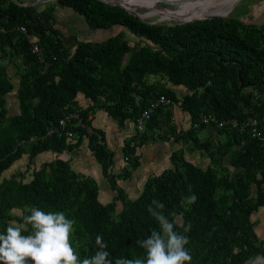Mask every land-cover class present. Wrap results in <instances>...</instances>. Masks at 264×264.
Segmentation results:
<instances>
[{
	"label": "trees",
	"instance_id": "trees-1",
	"mask_svg": "<svg viewBox=\"0 0 264 264\" xmlns=\"http://www.w3.org/2000/svg\"><path fill=\"white\" fill-rule=\"evenodd\" d=\"M55 5L75 12L90 32V36L76 40L70 54L54 28V14L45 9L35 11L14 0H0V56L6 50L13 51L24 63L16 90L18 113L11 116L6 115L5 96L12 85L0 66V174L24 153L19 142L30 141L26 152L29 161L42 151L60 153L75 148L86 138L101 175L115 195L112 201L101 204L95 180L76 174L66 160L55 158L43 162L26 183L16 181L13 175L0 179V220L10 219L7 210L13 207L63 211L76 221L71 243L81 260L94 254L97 235L108 244L110 258L146 259L145 250L136 241L147 238L153 229L159 230L158 222L148 212L151 201L158 199L165 205L163 211L170 221L179 215L184 224L191 223V231L184 233L190 241L185 247L192 255L191 264H246L258 255L264 259V241L257 240L249 220V215L264 205V146L259 138L248 135L247 141L232 152L230 165L240 170L221 182L230 190L227 202L215 197L218 183L211 167H196L174 153L169 156L171 168L148 177L134 199L126 198L116 180L128 179L138 166L135 148L146 141L144 134L138 141L132 136L124 142L121 152L126 166L116 175L109 170L113 153L105 147L101 130L91 127V133L86 134L72 127L73 142H65L57 132L46 134L73 109L89 125V112L99 106L121 127L159 95L176 101L172 91L147 84L148 74L163 75L173 85L187 89L202 88L198 94L184 95L179 102L190 118V128L184 135L193 133L191 124L201 114L240 122L248 114L239 109L232 96L242 89L256 90L264 110V27L231 15L171 25L151 24L99 0H55ZM17 25H24L36 37L43 62L29 51V42L15 29ZM115 26L123 30L95 39L97 33ZM125 31L134 37L132 46ZM129 52V58L123 61ZM78 92L89 100L83 109L74 101ZM250 95H245L247 103ZM258 117L261 129L263 122ZM236 133L241 140L244 133ZM249 182L255 186L254 197L249 193ZM192 194L197 197L195 203H182ZM116 200L120 210L113 218ZM6 228L2 223L0 233ZM174 230L183 233L180 227Z\"/></svg>",
	"mask_w": 264,
	"mask_h": 264
},
{
	"label": "rangeland",
	"instance_id": "rangeland-1",
	"mask_svg": "<svg viewBox=\"0 0 264 264\" xmlns=\"http://www.w3.org/2000/svg\"><path fill=\"white\" fill-rule=\"evenodd\" d=\"M17 2H22L28 4L26 6L32 7L35 11H45L55 14L58 10V6L55 5V0H14ZM160 5L168 6L173 9H181L185 7L188 1L193 0H180V1H169V0H139L142 5H136L134 12L127 10L126 12L137 17L141 21L151 23V24H165L171 25L182 20H174L173 17H166L165 15L153 14L156 13L157 7L154 2ZM4 3V2H3ZM226 4V3H225ZM223 6L219 8H214L211 11L216 12L221 10ZM183 6V7H182ZM159 8V7H158ZM150 11L152 15H144L146 11ZM210 11L202 13L200 10L196 11L197 14H209ZM233 16L238 18L244 23H253L258 26L264 27V0H236L224 14L220 16ZM207 15L202 16L206 17ZM116 30H123L121 27H112L109 31L105 33H97L95 39H100L110 35ZM127 40H129V45L134 39L133 36L125 31ZM94 39V37H93ZM130 52L125 54L123 61L127 60L130 56ZM0 66L4 68L5 75L9 82L16 89V84L18 83L20 75L24 73V63L23 58L13 51H5L0 56ZM145 82L147 84H155L156 86L163 88L165 90H170L174 93L176 101H172L170 106L162 107L152 116L151 121L147 124V128L143 130V133L135 132L132 120H125V127L123 130L117 126H112L110 132L104 137L105 147L113 152L112 161L109 166L110 172L113 175L119 174L126 164L122 161L121 146L125 141L132 136H136L138 141L139 136L144 134L147 138L146 141L141 145H136L135 153L138 156L139 164V174L129 179L116 180V185L122 188L123 195L128 199H133L140 192L143 182H139V179L145 180L152 175L158 174L164 168H171L173 164L169 161V156L174 153L181 156L184 160L190 162L192 165L205 168L207 166L211 167L217 178V188L215 197L217 199H225L229 201L230 190L226 189L221 185L224 180L230 179L240 168H235L230 165V157L232 152L240 146V143L247 141L248 131L246 130L244 134H241V140L238 139L239 135L236 133L237 130L230 127H215L211 124L197 127L194 129L193 133L189 136L184 135V132L190 128V118L189 115L180 108L179 102L182 97L186 94L195 93L198 94L202 91V88L187 89L182 86L173 85L167 78L160 74H148L145 77ZM15 90H10L6 94L7 98L5 108L6 115H11L14 113V97L16 94ZM250 92L251 95L246 102L245 95ZM232 96V95H231ZM233 98L237 100V105L242 112L248 114V117L255 118L257 122L261 120L263 125L261 127V132H264V110H261L259 106V94L256 90L242 89L237 95H233ZM102 101V97H99V105ZM252 107H250V105ZM103 110L96 106L92 112H89V118L92 123H97L100 126H106V120H110L102 112ZM127 124V125H126ZM104 136V134H103ZM138 137V138H137ZM75 138L65 139V142H73ZM239 142V143H238ZM261 142L264 146V133L262 134ZM30 141L19 142V146L23 149L24 153L28 150V145ZM14 161L11 166L13 167L7 171L3 172L0 176L2 178H10L12 175L16 181L26 183L32 172L38 170L44 161L50 159H45L43 161H34L32 158L28 161L25 154ZM60 157L68 162L71 170H73L78 175H84L83 173L88 172L90 177H92L97 184V199L101 204H106L112 201L115 191L110 189L106 179L100 175L98 164L93 159L92 147L89 146L86 138H82L81 144L78 147L72 149H63L59 153ZM57 155V154H56ZM15 164V165H14ZM10 166V167H11ZM9 167V168H10ZM8 168V169H9ZM132 173V172H131ZM136 175V174H135ZM89 176V175H88ZM255 176L258 178L259 174L256 173ZM248 190L252 197H254L255 186L252 183H248ZM30 207L20 206L13 207L7 210V214L10 219H1L0 226L5 223L7 226L9 223L20 219L23 215L30 214ZM120 210L119 200L115 201V206L111 213V216L115 218ZM179 221V218L174 219ZM249 220L252 223V229L257 237V240L264 241V205L259 206L254 212L249 215ZM17 222V221H16ZM19 223V222H17ZM72 240V236L70 238ZM263 259V255H258L253 261L246 264H260V260Z\"/></svg>",
	"mask_w": 264,
	"mask_h": 264
},
{
	"label": "clouds",
	"instance_id": "clouds-1",
	"mask_svg": "<svg viewBox=\"0 0 264 264\" xmlns=\"http://www.w3.org/2000/svg\"><path fill=\"white\" fill-rule=\"evenodd\" d=\"M196 199L192 194L182 203H195ZM164 208L158 199L148 206L159 230L153 229L147 238L136 241L145 250L146 259L110 258L108 244L102 235H97L94 254L82 260L70 239L76 221L63 211L32 208L29 215L21 216V222L9 223L5 232L0 233V264H191L192 255L185 247L190 241L184 234L191 231V223L170 221ZM175 227L182 228L183 233L175 231ZM25 232L30 234L24 235ZM257 259L264 264V259Z\"/></svg>",
	"mask_w": 264,
	"mask_h": 264
},
{
	"label": "built area",
	"instance_id": "built-area-1",
	"mask_svg": "<svg viewBox=\"0 0 264 264\" xmlns=\"http://www.w3.org/2000/svg\"><path fill=\"white\" fill-rule=\"evenodd\" d=\"M15 29L29 42V51L35 55L39 62H43L42 50L37 44L36 37L27 31L24 25H17ZM46 63H44V67ZM171 101L164 95H159L149 102V104L141 110V112L133 119V127L135 132H142L146 127L145 124L149 121L150 116L157 109L170 106ZM89 119V118H87ZM213 123L216 127H230L236 129L239 133L248 131L250 137L262 139V132L258 128V122L255 118L246 117L244 120L238 122L234 118L229 119H216L212 114H201L200 117L191 124L193 128H197L199 124L208 125ZM72 127H79L85 131L86 134L91 133V127L82 120L76 109L67 111L57 121L56 127H51L46 131L47 135L57 132V135H63L65 139H71L74 136ZM98 138L99 135H97ZM122 161L126 164V158L122 157Z\"/></svg>",
	"mask_w": 264,
	"mask_h": 264
},
{
	"label": "crops",
	"instance_id": "crops-1",
	"mask_svg": "<svg viewBox=\"0 0 264 264\" xmlns=\"http://www.w3.org/2000/svg\"><path fill=\"white\" fill-rule=\"evenodd\" d=\"M15 2H17V1H15ZM19 3H22V2H19ZM54 16H55V18H56V21H57V23H55L54 24V28H56V29H58L59 30V38H60V41H61V43H62V45L64 46V48L67 50V52L70 54V53H72V51H73V48H74V45H75V42H76V40H78L80 37H82V36H90V32L89 31H87L86 30V26H85V24H84V21L81 19V17L80 16H78L75 12H73L72 10H70L69 8H61V7H59L58 8V10H56V12H55V14H54ZM12 85V84H11ZM16 86V89H14V86L12 85V88H11V90L13 91V90H15L14 91V93L16 94V90H17V86H18V83L15 85ZM9 93V92H8ZM74 101H75V103H76V105H77V107L78 108H85L88 104H89V100L87 99V98H85L81 93H76V96H75V98H74ZM13 105H14V108H15V110H14V113L13 114H11V115H14V114H17L18 113V102H17V99H16V97H14V103H13ZM103 112V111H102ZM103 114H105L106 115V113L105 112H103ZM11 115H8V116H11ZM107 116V115H106ZM88 118H91V116H87ZM107 117H109V116H107ZM110 118V117H109ZM93 118H91V120H92ZM91 120H90V124H91V126L92 127H94V128H97V129H99V130H101L102 131V133L104 134V137L110 132V130L112 129V126H117V124H116V122H115V120H113L112 118H110V120H106V123H107V125L104 127V126H100L99 124H97V123H92L91 122ZM124 123H125V121H124ZM123 123V126L125 127V124ZM127 125V124H126ZM123 126H121V127H119V126H117L118 128H121L120 130L122 131L123 129ZM104 143H105V141H104ZM81 144V143H80ZM79 144V145H80ZM78 145V146H79ZM77 146V147H78ZM121 148H122V146H121ZM112 152V151H111ZM113 153V152H112ZM25 155H26V157H27V154L26 153H24ZM57 154V155H56ZM122 154V153H121ZM60 154L59 153H56V152H54V151H52V150H46V151H42V152H39V153H37L36 155H34L32 158H34V161L35 162H37V161H43V160H45V159H50V160H53V159H55V158H60V159H62V160H64L63 158H61L60 156H59ZM113 156V155H112ZM31 158V159H32ZM28 159V158H27ZM30 159V160H31ZM94 159V158H93ZM17 160V159H16ZM15 160V161H16ZM29 160V161H30ZM33 160V159H32ZM50 160H48V161H50ZM170 161V160H169ZM14 162V161H13ZM12 162V163H13ZM44 162H46V161H44ZM11 163V164H12ZM98 164V163H97ZM15 165V164H14ZM11 166V165H10ZM9 166V167H10ZM8 167V168H9ZM13 167V165L8 169H5L4 171H2L1 172V174L3 173V172H7V171H9L11 168ZM139 164H138V166L134 169V170H132L131 172H130V176H129V178L130 177H133V175H134V177L135 176H137L138 174H139ZM206 168V167H205ZM98 169H99V173H100V166H99V164H98ZM203 169V168H202ZM109 170H110V168H109ZM1 174H0V176H1ZM84 175L83 176H88L89 175V177L90 176H92V175H90L88 172H85V173H83ZM136 174V175H135ZM100 175H101V173H100ZM92 178V177H91ZM128 178V179H129ZM3 179V178H2ZM4 179H6V178H4ZM147 178H145V180H146ZM127 180V179H126ZM145 180H143V179H139V182H145ZM143 185V184H142ZM142 188V187H141ZM139 194V193H138ZM137 194V195H138ZM134 199V198H133ZM177 218H179V221H180V216L179 215H176L175 217H174V219H177Z\"/></svg>",
	"mask_w": 264,
	"mask_h": 264
},
{
	"label": "bare ground",
	"instance_id": "bare-ground-1",
	"mask_svg": "<svg viewBox=\"0 0 264 264\" xmlns=\"http://www.w3.org/2000/svg\"><path fill=\"white\" fill-rule=\"evenodd\" d=\"M111 3L120 4L123 7H125L127 10L134 12L136 5H142L139 0H106ZM172 2L180 1V0H169ZM236 0H193L188 1L185 7L181 9H173L169 8L168 6L160 5L156 1L154 2V5L158 6L156 13L153 14H159V15H165L166 17H173L174 20H189L193 18L202 17L204 15H221L224 14L227 11V8H229ZM226 3V4H225ZM224 7L216 12H212L210 10L214 8H219L221 5ZM200 10L202 13L210 11L209 14H197L196 11ZM144 15H152V13L148 10L145 12Z\"/></svg>",
	"mask_w": 264,
	"mask_h": 264
},
{
	"label": "water",
	"instance_id": "water-1",
	"mask_svg": "<svg viewBox=\"0 0 264 264\" xmlns=\"http://www.w3.org/2000/svg\"><path fill=\"white\" fill-rule=\"evenodd\" d=\"M99 1L104 2V3H107V4H109V5L119 6L120 8L124 9L125 11H127V9H126L125 7H123L122 5H120V4L111 3V2H108V1H106V0H99ZM20 5H22V6H26V5H28V4L20 3ZM212 16H220V15H207L206 17L210 18V17H212ZM203 18H205V17H203ZM203 18H202V17H198V18H193V19H189V20H183V21H181V22H188V21L199 20V19H203Z\"/></svg>",
	"mask_w": 264,
	"mask_h": 264
}]
</instances>
